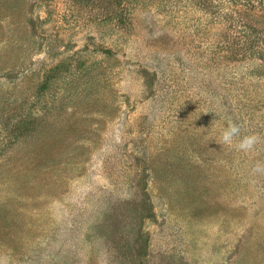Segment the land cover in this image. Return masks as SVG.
<instances>
[{
    "label": "rangeland",
    "instance_id": "rangeland-1",
    "mask_svg": "<svg viewBox=\"0 0 264 264\" xmlns=\"http://www.w3.org/2000/svg\"><path fill=\"white\" fill-rule=\"evenodd\" d=\"M255 7L0 0V264H264Z\"/></svg>",
    "mask_w": 264,
    "mask_h": 264
},
{
    "label": "clouds",
    "instance_id": "clouds-1",
    "mask_svg": "<svg viewBox=\"0 0 264 264\" xmlns=\"http://www.w3.org/2000/svg\"><path fill=\"white\" fill-rule=\"evenodd\" d=\"M219 142L230 147L234 146L236 150L247 153L252 151L258 143L264 142V137L255 133L241 136V126L229 121L221 131ZM251 171L253 175H264V162L257 161Z\"/></svg>",
    "mask_w": 264,
    "mask_h": 264
},
{
    "label": "trees",
    "instance_id": "trees-1",
    "mask_svg": "<svg viewBox=\"0 0 264 264\" xmlns=\"http://www.w3.org/2000/svg\"><path fill=\"white\" fill-rule=\"evenodd\" d=\"M228 3H230L232 6L239 7L241 9H255L257 7L255 6H264V0H227ZM241 28L244 27V30L242 31V35L239 38V35H235L233 41L236 47L239 49V53H242L241 55L246 56L249 55L253 48H262L261 41L258 40L260 38L257 34H249L248 31H246V27L240 25ZM238 33V32H237ZM231 39V38H230Z\"/></svg>",
    "mask_w": 264,
    "mask_h": 264
}]
</instances>
